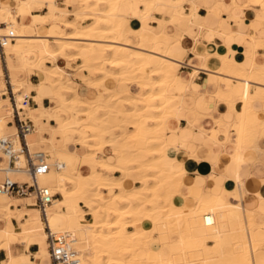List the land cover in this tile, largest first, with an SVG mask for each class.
<instances>
[{
    "label": "bare ground",
    "instance_id": "6f19581e",
    "mask_svg": "<svg viewBox=\"0 0 264 264\" xmlns=\"http://www.w3.org/2000/svg\"><path fill=\"white\" fill-rule=\"evenodd\" d=\"M187 1L189 12L183 6ZM259 1L264 6V0ZM198 5L195 0H64L61 5L57 0H0V33L7 36L3 50L16 105L34 124L26 141L31 152L43 151L52 165L37 181L60 194L46 207L48 225L73 236L80 264H264V240L249 242L244 237L248 227L264 228L263 209L236 207L216 195L206 202L195 185L188 193L193 204L187 206L180 191L186 170L167 151L166 120L185 111L184 96L175 88L181 61L174 59L185 50L179 52L176 45L185 35L195 39L194 25L203 28ZM43 8L47 11L39 13ZM154 11L170 16L156 17ZM24 16H29L31 26L60 24L61 30L26 33L24 22L17 27V18ZM81 19L90 22L82 25ZM245 36L253 39L254 48L243 60L216 55L217 73L243 85V140L258 137L264 127L252 106L254 101L264 102V64L254 60L260 41ZM61 59L66 64H60ZM76 59L77 66L69 64ZM33 71L38 84L29 80ZM72 75L95 89V95H83ZM131 84L139 91L132 92ZM5 89L0 66V138L15 132L14 124L7 123L15 108L2 95ZM32 89L37 91V104L47 90L51 105H22ZM236 94L233 88L219 89L215 96L234 109ZM45 131L49 138L43 136ZM13 139L17 150L19 140ZM70 140L84 151L68 150ZM106 147L111 153L103 156ZM8 162L9 155L0 147V182L6 176L31 182L27 171ZM24 165L20 155L16 166ZM116 171L121 174L114 175ZM6 198L34 203L32 197L0 192V207L6 209L15 204ZM39 212L29 210V218L19 226L30 240L46 238ZM151 229L155 237L148 234Z\"/></svg>",
    "mask_w": 264,
    "mask_h": 264
},
{
    "label": "crops",
    "instance_id": "0c3cea01",
    "mask_svg": "<svg viewBox=\"0 0 264 264\" xmlns=\"http://www.w3.org/2000/svg\"><path fill=\"white\" fill-rule=\"evenodd\" d=\"M195 1L199 3L197 15L202 18L203 28L194 25L195 39L185 35L182 44L176 45L179 52L182 48L185 50L183 57H174L175 60L181 61L178 67L179 80L175 88L184 96L185 111L179 118L170 116L166 120L165 139L168 143V154L186 170V178L180 188L181 193L184 191L182 194L186 196L182 201L187 206H192L193 200L188 193L195 185L201 189L200 198L206 202L210 201L211 196L216 195L236 207L259 208L264 211V127L261 128L258 137L242 139L239 131L241 124L246 120L247 110V104L240 99L243 85L235 79L220 76L216 71L220 67L217 54H228L241 61L251 53L254 41L246 37V34L260 41L255 49L254 60L258 64H264V6L259 0ZM183 6L185 12H189V2H185ZM40 10L46 12L47 8ZM40 10L38 12L43 13ZM164 14L154 11L156 17H169L168 14L165 16ZM17 20V27L24 22L27 26L25 32L32 35L56 34L61 30L60 24L54 26L43 24L39 28L31 26L29 16L18 17ZM151 24L156 25V22ZM169 33L174 34L173 31ZM59 63L66 64L63 59L59 60ZM0 66L4 76L7 72L11 80L4 50L3 55L0 52ZM30 75L31 83L38 84L39 76L34 71ZM77 81L79 91L83 95H95V89L84 86L80 78ZM232 88L237 93L234 97V109L229 102L215 96L219 89ZM131 90L134 93L138 92L139 87L131 84ZM36 94L35 89L30 91L32 96L30 106L51 105L47 90H43L44 95L39 104L34 99ZM252 106L256 118L264 121V102L254 101ZM219 121L222 122L217 123ZM50 123L53 124L54 121L51 120ZM43 136L49 138L50 133L45 131ZM66 147L68 150L77 149L79 153L84 151L73 140L67 142ZM109 153L110 147H106L103 156ZM120 174L119 171L114 172V175ZM176 199L179 201L177 196ZM6 200H15V204H11L9 209L0 207V264L30 262L51 264L46 238L40 240L39 237H35L30 240L19 232V226L29 218V210H38L36 206L27 205L33 203V200L25 198ZM244 237L250 239L249 242L255 239L264 240V228L259 230L248 227L244 231ZM243 250H248L247 244Z\"/></svg>",
    "mask_w": 264,
    "mask_h": 264
},
{
    "label": "built area",
    "instance_id": "2783aa9c",
    "mask_svg": "<svg viewBox=\"0 0 264 264\" xmlns=\"http://www.w3.org/2000/svg\"><path fill=\"white\" fill-rule=\"evenodd\" d=\"M3 23H0V27ZM7 36L0 33V52L3 55V47L6 44ZM6 89L3 96H7L11 105L15 108L12 114V120L9 124H14L15 132L9 136L0 138V147L9 155L8 166L16 168V170H25L31 176V182L13 180L6 176L0 182V192L10 196L32 197L33 204L41 211V219L44 230L46 231L47 249L51 264H80L79 253L74 244V238L68 231L54 232L48 225L46 217V207L52 203L60 194L51 192L50 188L40 185L37 177L47 173L51 168V163L47 160V155L43 151L31 152L29 150L26 135L34 129V124L29 116L20 113L16 105L15 93L7 72L5 73ZM32 96L25 95L22 105H31ZM21 109L22 106H21ZM13 138L19 140L17 150L13 148ZM25 158L24 166H16L19 156ZM53 166L59 167L54 163Z\"/></svg>",
    "mask_w": 264,
    "mask_h": 264
},
{
    "label": "rangeland",
    "instance_id": "374dc122",
    "mask_svg": "<svg viewBox=\"0 0 264 264\" xmlns=\"http://www.w3.org/2000/svg\"><path fill=\"white\" fill-rule=\"evenodd\" d=\"M58 1V3L61 5V4H63V2H64V0H57ZM77 5L75 4V5H72V6H69V9L70 10H72V9H74V7H76ZM41 12H44L43 10H40ZM166 14H168L169 16H170V14L169 13H165L164 14V16L166 15ZM68 18H71V16H67ZM80 24H82V25H84V24H86V23H88V22H90V20H83V19H81L80 21ZM62 29H63V31H67L65 28H63V26H62ZM52 41V40H51ZM52 47L53 48H55L56 47V44H54L53 42H52ZM79 61V59H76V60H73V61H70L69 63H70V65H72V66H77V62ZM66 62V60H64V63ZM31 76V75H30ZM76 80H79V78L78 77H76V75H72ZM251 88L254 90V84H252V86H251ZM201 111H204L203 109H201ZM222 121H219V122H217V123H221ZM135 184H137V183H135ZM59 197V196H58ZM87 218H89L90 216L88 215V216H86ZM127 229H132L130 226H127ZM150 233V235H151V237L152 236H156V230H154V229H151V230H149L148 231V234ZM149 235V236H150ZM208 236V235H207ZM208 238V237H207ZM155 240L154 239H152L151 240V242H154ZM207 242L208 243H211V239L210 238H208L207 239Z\"/></svg>",
    "mask_w": 264,
    "mask_h": 264
}]
</instances>
